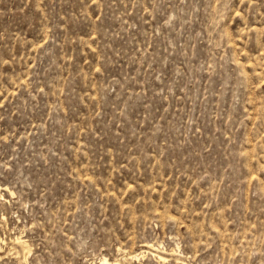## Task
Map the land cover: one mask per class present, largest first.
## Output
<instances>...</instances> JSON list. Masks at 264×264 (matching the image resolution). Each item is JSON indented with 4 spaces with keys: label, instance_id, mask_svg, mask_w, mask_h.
Masks as SVG:
<instances>
[{
    "label": "rangeland",
    "instance_id": "obj_1",
    "mask_svg": "<svg viewBox=\"0 0 264 264\" xmlns=\"http://www.w3.org/2000/svg\"><path fill=\"white\" fill-rule=\"evenodd\" d=\"M103 256L264 264V0H0V264Z\"/></svg>",
    "mask_w": 264,
    "mask_h": 264
},
{
    "label": "bare ground",
    "instance_id": "obj_2",
    "mask_svg": "<svg viewBox=\"0 0 264 264\" xmlns=\"http://www.w3.org/2000/svg\"><path fill=\"white\" fill-rule=\"evenodd\" d=\"M133 256H137V255L134 254ZM159 257H161V256L159 255ZM93 264H119V261H117V260H115V261H109L107 257L103 256V257H101L99 259V262L98 263L94 262ZM182 264H185V263L182 262Z\"/></svg>",
    "mask_w": 264,
    "mask_h": 264
}]
</instances>
